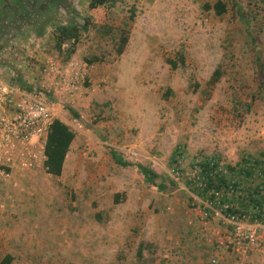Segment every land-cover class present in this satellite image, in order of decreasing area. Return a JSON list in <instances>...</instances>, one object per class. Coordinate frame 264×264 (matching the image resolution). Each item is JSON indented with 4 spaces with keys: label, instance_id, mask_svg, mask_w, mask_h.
<instances>
[{
    "label": "rangeland",
    "instance_id": "1",
    "mask_svg": "<svg viewBox=\"0 0 264 264\" xmlns=\"http://www.w3.org/2000/svg\"><path fill=\"white\" fill-rule=\"evenodd\" d=\"M218 1L226 5L223 15L207 7ZM67 2L76 16L59 12L44 35L55 50L58 25L88 21L77 42L67 40L55 53L63 67L73 63L84 73L79 90L49 94L55 119L76 135L85 131L84 146L78 143L69 158L70 166L81 164L74 174L78 185L57 182L59 197H48L46 187L56 181L48 177L41 188L30 189L24 211L48 219L45 230L58 234L44 235L50 237L47 248L17 250L13 264H212L216 254L220 264H239L211 243L221 221L204 226L191 210L196 187H190L187 173L195 158L218 157L234 166L264 152V2L113 0L93 10L90 0ZM28 26L11 29L12 41L0 57L30 81L27 87L49 89L42 62L27 51L29 43L38 49L36 32ZM122 34L129 42L119 56ZM5 41L1 38L0 46ZM0 79L15 81L7 69ZM81 99L87 104L79 105ZM123 136L125 144L118 141ZM133 140L144 147L129 148ZM176 149L184 155L185 176L179 180L171 163ZM111 150L162 178L156 186L147 183L135 166L115 163ZM36 241V232L28 234V242ZM254 250L244 264H264V241Z\"/></svg>",
    "mask_w": 264,
    "mask_h": 264
},
{
    "label": "built area",
    "instance_id": "2",
    "mask_svg": "<svg viewBox=\"0 0 264 264\" xmlns=\"http://www.w3.org/2000/svg\"><path fill=\"white\" fill-rule=\"evenodd\" d=\"M47 72L54 73V66H50ZM84 76L80 71L63 74L57 86L59 90L77 91ZM51 91L57 93L36 86L26 91L15 83L0 79V181H8L15 171L33 170L43 160L46 138L56 116L55 103L49 96ZM176 161L175 177L179 180L185 176L181 152ZM207 165L213 170L210 176L215 180L210 188L207 186ZM228 166L218 157L194 159L191 172L187 173V182L203 191L205 196L199 197L191 191L196 194L191 197V210L198 214L204 226H208L211 219L222 222L214 229L211 243L217 251L230 252L237 257L239 264H244L262 240L264 214L263 220L257 215L264 211L254 209L251 212L241 208L240 204L226 201L236 197L248 202V197H241L240 189L244 184L238 190L218 188L219 177L230 179L232 175ZM220 259L216 254L212 264H220Z\"/></svg>",
    "mask_w": 264,
    "mask_h": 264
},
{
    "label": "crops",
    "instance_id": "3",
    "mask_svg": "<svg viewBox=\"0 0 264 264\" xmlns=\"http://www.w3.org/2000/svg\"><path fill=\"white\" fill-rule=\"evenodd\" d=\"M35 39H36L35 43H37L38 49L29 47L30 46V43H29L27 46V51L31 56L35 57L38 61L42 62L43 79L49 80V82H44L45 86H47L51 90H56V92H58L60 90L57 86V83L60 82L62 75L69 74L70 72L79 73V69L77 67H74L73 63H70L67 66L63 67L55 59L56 58L55 53H59L61 50L57 48L56 44H55V50H52L50 46H46L47 41H48V38H46V35L38 36L35 34ZM10 40L12 41V39ZM9 41H8V44H9ZM56 43H57V40H56ZM65 43L66 42H64V44ZM3 46L4 44L0 46V54H1L2 48L6 47V46L4 47ZM52 65L54 66L55 72L51 74H46L48 73L47 71ZM21 66L24 67V65H21ZM6 69L8 70L10 75L14 77L15 81L12 82L13 84L14 83L17 84L22 90L30 91L32 89V87H27L28 86L27 84H29L30 81L25 82L23 78L21 77V75H19V72L17 71L19 69H16V67L10 65L7 62L6 64H0V74H3L4 71H6ZM34 71L36 70L34 69ZM36 72L38 73V71ZM90 98L91 100H94V99L98 100L97 94H90L89 99ZM86 102L87 101H85V99L84 100L81 99L78 101V104L86 105L87 104ZM58 114L61 115V112H59ZM56 115H57V111H56ZM57 119L61 120L65 124H68L61 118H57ZM84 132L85 131H80L81 135L80 134L76 135V138L70 147V151L64 163L63 173L60 177H54L46 173L44 169V160H45V156H44L42 160V164L40 166L41 169L40 167H37L33 170H28V171H15L12 174L9 181L5 183H2V182L0 183V262L6 256L9 255L12 257L11 264H13L16 261V259H18L19 257V255L16 254L17 250L29 249V248L30 249L47 248L50 245L49 243L50 237H44V235L47 234L46 236L50 235V236L55 237L58 234V232L55 231L54 229L50 230V232L45 230L44 226L46 224H49L48 219L46 218L43 219L40 216H37L36 213L24 211V208H26L25 205L23 204L26 201L24 197H32L30 194L33 195V193L30 192V189H34L32 187H35V186L40 187L39 186L40 184L45 185V181L48 180V177L51 180L53 178H56V181H54L53 179L54 182H52L51 185H47L46 187L48 191L47 193L48 197H59L58 193L54 190L58 188L59 183L57 182H63V184L67 186L78 185L77 177L74 178L75 176L74 174L76 170L80 171L81 164L78 163L72 167L70 166L69 158L71 154L74 155L73 152H74V149L79 146L78 143H80L81 147L84 146V143H83L84 136H82ZM118 141H121L122 144H125L126 143L125 136H123L122 139ZM132 142H133L132 145L130 144H126V145L129 148H135V149L144 147L140 145V142H134V140ZM150 144H151V138H149V143L147 146H150ZM152 145L155 146V142H152ZM174 152L175 151H173L172 156ZM92 155L95 156V153H92ZM117 194L119 195V193H116V195ZM226 201L237 203L238 205L240 204L239 200H237L236 197L232 199L227 198ZM220 224H222V222L218 223L216 226L217 227L221 226ZM18 227H20V229H18ZM34 227H38V229L35 231ZM35 232L37 233V241L32 242V243L28 242V234L35 233ZM262 241H264V235L262 236L261 242ZM254 251L255 250L253 249V252Z\"/></svg>",
    "mask_w": 264,
    "mask_h": 264
},
{
    "label": "trees",
    "instance_id": "4",
    "mask_svg": "<svg viewBox=\"0 0 264 264\" xmlns=\"http://www.w3.org/2000/svg\"><path fill=\"white\" fill-rule=\"evenodd\" d=\"M30 1L33 0H15L13 14L10 12L1 11L0 10V19L4 18L6 20L10 19H19L23 20L24 22L27 21L29 18L34 14V10L30 6ZM113 0H90L89 8L90 9H97L99 7H104L113 4ZM264 2V0H262ZM208 9H214L218 15H223L226 13L227 8L226 5L218 1L213 7L207 6ZM66 9L69 12V15L73 17L76 14H73L74 8L71 6H67ZM28 13V14H27ZM32 13V15H31ZM12 16V17H10ZM45 17V18H44ZM43 18L37 20L34 23L33 30L36 32L38 36H43L45 34V30L47 27L54 25L55 20L53 18L44 16ZM85 25L79 26V24L72 19L70 24H61L56 27V46L59 50L63 46L64 42L70 39H75L77 42L79 33L81 29L87 30L88 28V21H85ZM1 35V34H0ZM129 42L128 34H122L119 39V44L116 49L117 54L121 56ZM8 44L5 43L4 46ZM3 46V47H4ZM0 64H6V61L0 57ZM218 71H216L217 75ZM218 76V75H217ZM217 80V77L214 78V81ZM21 82V81H20ZM74 117H78L79 115L70 110ZM76 138V133L71 129L70 126L65 124L59 119H55L49 129L46 143H45V150H44V169L46 173L54 176L60 177L63 173L64 163L66 161L67 155L70 151V147L73 141ZM181 150L176 149L172 158L171 163L176 164L177 156H179ZM111 155L115 163L122 167H132L135 166L138 171L143 175L145 181L147 183L153 184L156 186V180L161 179L162 177L154 172L151 168L144 166L142 164H133L130 162L125 161L116 151L111 150ZM208 166V165H207ZM230 171L232 173L230 179L226 176L219 177L218 179V188L221 189H230V187L235 188V190L241 187V184L244 186L243 189H240L242 193L241 197H248V202L245 200H239L240 207L253 212L254 209H261L264 211V152L260 154V157L255 156H245L242 160L234 166L229 165ZM207 186L210 188L215 183V180L211 178L210 174L213 171L212 169L207 167ZM258 174V175H256ZM161 189L165 188L164 185L160 184ZM192 187V185H190ZM194 193H196L199 197L205 196L203 191H200L198 188H193ZM120 195H116L115 201L116 203L119 202ZM264 213H260L257 215L258 218L263 220ZM12 257L6 256L0 264H11Z\"/></svg>",
    "mask_w": 264,
    "mask_h": 264
},
{
    "label": "flooded vegetation",
    "instance_id": "5",
    "mask_svg": "<svg viewBox=\"0 0 264 264\" xmlns=\"http://www.w3.org/2000/svg\"><path fill=\"white\" fill-rule=\"evenodd\" d=\"M14 3H15V0H0V10L3 12L5 11L6 14L7 12H10V14H13L12 9H14L15 7ZM30 3H31L30 4L31 8L34 10V14L32 15L31 13L32 15L31 17L33 18H29L25 22L23 20L21 21L16 18L12 20L11 18L8 20L4 18L0 19V34H1L0 39L1 38L6 39V41L4 42V45L10 40L9 34L11 32V29L14 28V30L22 32L23 29L27 27L28 25H31L33 28L34 22L36 23L37 20L43 18L44 16H47V17L51 16L53 20H55L58 17L59 12L68 11L66 7L70 6L67 0H33V1H30ZM5 22H8V23H6L5 25L1 24Z\"/></svg>",
    "mask_w": 264,
    "mask_h": 264
}]
</instances>
